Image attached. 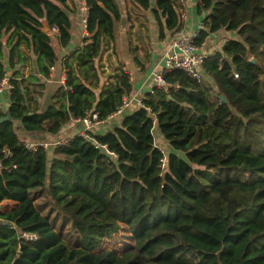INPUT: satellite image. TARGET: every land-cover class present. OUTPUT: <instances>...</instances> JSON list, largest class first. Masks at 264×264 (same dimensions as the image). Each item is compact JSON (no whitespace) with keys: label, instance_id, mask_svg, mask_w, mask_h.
<instances>
[{"label":"trees","instance_id":"1","mask_svg":"<svg viewBox=\"0 0 264 264\" xmlns=\"http://www.w3.org/2000/svg\"><path fill=\"white\" fill-rule=\"evenodd\" d=\"M132 1L150 8V0ZM181 2L156 1L162 31L179 32ZM196 2L197 11L207 12L196 47L220 30L239 37L203 62L216 93L204 79L164 72L168 86L147 94L144 107L113 131L75 136L52 150L22 147L15 122L27 133L54 136L92 112L106 120L129 95L123 71L99 88L95 66L114 41L120 20L115 0H84L88 43L64 63V87L45 110L38 106L44 83L13 73L11 121L0 124V204L15 206L0 212V264H264V0ZM66 9L67 0H0V81L6 47L10 68L25 46L36 72L50 76L57 57L42 21L65 48L71 40ZM3 111L0 106V118ZM154 130L168 153L155 145ZM51 216L71 224L73 246ZM122 226L133 246L122 253L98 250ZM24 234L35 239L24 240Z\"/></svg>","mask_w":264,"mask_h":264},{"label":"crops","instance_id":"2","mask_svg":"<svg viewBox=\"0 0 264 264\" xmlns=\"http://www.w3.org/2000/svg\"><path fill=\"white\" fill-rule=\"evenodd\" d=\"M156 1L157 0H150V8L144 10L132 0H115L120 11V20L116 23L114 41L108 46H105L100 56L95 60V66L98 70L100 67V70L104 71V74L107 73L105 69L108 72L111 70V73L107 78L101 77L98 71L99 88L111 83L113 81V75L119 70L123 71L128 76L131 86L129 95L132 97L143 99L147 94L152 93L154 89L161 88L158 79L166 72L165 63L168 56L176 51L173 43L177 33L167 31L166 29L162 31L160 29L158 20L154 14V2ZM185 1L186 6L184 5V10L187 18L180 24L179 28L183 30L182 32L195 30L207 14V12L200 13L197 11L196 0ZM69 2L70 0H67L66 11L68 12L71 22V40L68 46L65 48L60 47L55 39L56 34L54 33L52 37L47 33L52 39H55V43H52V46L57 57L56 64L51 68L50 76L47 79H43L36 72L35 56L31 50L27 49L25 46L19 47L20 55L15 56L13 60L14 67L10 68V48L6 47L3 49V62L8 77L11 78L13 73H17L19 79H25L35 83H44L45 88L41 97L38 99V106L41 111L45 110L52 102L56 92L64 87L66 73L64 63L70 58L72 53L88 43L89 36L86 32L87 12L85 10L86 5L84 0H81V7H78L76 4L74 9L70 6ZM161 31L163 32L162 37H160ZM238 39L239 37L235 32L220 30L209 35L204 43L200 47H197V52L205 55L206 58H212L214 55L222 53V48L226 42ZM205 71L204 68H201L204 77L203 83L209 84L214 90V93H216L217 89L211 77ZM97 92L98 91H96V93ZM8 94V92L0 94V106L2 108L8 103ZM137 109V103L133 101L120 115L112 116L105 120L99 126L94 127L91 133H93V135L102 136L113 131L115 128L120 127L124 116ZM80 132L81 125L71 120L57 135L51 136L45 134L42 137L36 136V140L38 142L49 140L48 143H54L59 140L72 139ZM155 138L156 141L160 143V145L156 146L162 149L165 147L168 153L170 147L157 131L155 132ZM6 204H11V208L15 206V203L10 201L3 202L0 206L3 205V207H5ZM3 207H0V212ZM8 210L9 209H5L3 212Z\"/></svg>","mask_w":264,"mask_h":264},{"label":"built area","instance_id":"3","mask_svg":"<svg viewBox=\"0 0 264 264\" xmlns=\"http://www.w3.org/2000/svg\"><path fill=\"white\" fill-rule=\"evenodd\" d=\"M181 6H184V2H181ZM86 12L88 11L87 7L85 8ZM180 18L182 20H185L186 14L185 12H181ZM205 26L203 22H201L198 27L195 30L182 32L183 30L179 31L177 33L176 39L173 43L174 49L176 50L174 53L168 56L166 60V72H171L175 70L182 71L187 77L195 80L197 83H200L203 81V74L201 72V68L203 66V62L206 59L205 55L199 54L198 48L195 46L194 42L198 39L200 31L204 30ZM55 31V29H53ZM234 77L238 78V75L234 73ZM10 77L7 75L0 81V94L4 92H8L11 90L12 86L10 84ZM158 83L161 87H166V82L163 80L162 77H159ZM133 101L137 103V107L143 108V102L141 98L132 97L130 95L125 96L122 99L121 106L117 109V111L111 115L116 116L120 115L125 108H127ZM108 117L107 119H109ZM106 119V120H107ZM76 121L79 125H81V132L76 135L83 138H88V133H91V130L94 127L99 126L104 121L100 120L98 118L97 113L92 112L88 114L86 117L81 119H76ZM71 139H64L59 140L54 143H48V142H38L34 143L33 141H30L28 139H20V144L22 147H24L29 152H35L39 148H45L50 149L51 147L57 148L59 146H63L64 144L68 143V141ZM159 148V147H158ZM161 149V148H160ZM162 150V149H161ZM163 151V150H162ZM6 155H9V153H6ZM2 166L0 164V170ZM22 238L27 241H31L35 239V236L33 235H22Z\"/></svg>","mask_w":264,"mask_h":264},{"label":"rangeland","instance_id":"4","mask_svg":"<svg viewBox=\"0 0 264 264\" xmlns=\"http://www.w3.org/2000/svg\"><path fill=\"white\" fill-rule=\"evenodd\" d=\"M154 3L156 4V2H154ZM69 4H70L71 7H73V9L76 7V4H77L78 7H81V0H70ZM184 5L186 6V1L185 0H184ZM182 11L185 12L184 8H182V6H180L179 15L181 14ZM179 22H180V24L184 22V20H182L180 18V16H179ZM47 33H49L53 37V34L55 32L53 30H51V31L49 30ZM52 42L54 44L55 43V39H52ZM251 59H253V58H251ZM98 63L100 64L99 61H98ZM98 71L101 74V77H107V78L109 77V75L111 73V70L108 72L105 69V71L107 73L104 74V71L100 70V67H99ZM154 132H156V130H154ZM44 135L45 134H41V135H39V137H42ZM44 141L48 142L49 140L48 141L44 140ZM155 145L158 146V145H160V143L155 141ZM52 149H53V147H51L48 150H52ZM162 150L166 151L165 147H163ZM166 153H167V151H166ZM41 204H42V201H37V205H40L39 208L44 213L47 212L46 208L45 209L41 208V207H43ZM0 207H3V205L0 206ZM11 207H12L11 204H6V206L2 208L1 212H3L5 209H10ZM51 218H52L53 226L62 235L65 243L68 244L69 246H73L76 243V241H77V234L71 228V224L69 222H67V221H64L61 218H56L54 216H51ZM133 243L134 242H133L131 234H129L127 229L122 226V228L119 230V232L117 234H115L112 238H110L109 240H103V242H102V244H101V246L99 247L98 250H107L108 249V250H112V251L117 252V253H122L125 250L129 249L130 247H132Z\"/></svg>","mask_w":264,"mask_h":264},{"label":"water","instance_id":"5","mask_svg":"<svg viewBox=\"0 0 264 264\" xmlns=\"http://www.w3.org/2000/svg\"><path fill=\"white\" fill-rule=\"evenodd\" d=\"M41 30L44 33H47L50 30L49 26L45 20L42 21ZM249 62L255 66H259L257 60H255L254 58L250 59ZM218 98L221 102L226 101L223 95H220ZM9 106L10 105L8 103L5 104L4 111H3V117L0 118V124L5 122V121H11V117H10V113H9ZM13 131L19 137L28 138L31 141H33L34 143H38V141L36 140V134L27 133L21 123H18V122L13 123ZM41 142L44 143L46 141L43 140Z\"/></svg>","mask_w":264,"mask_h":264}]
</instances>
